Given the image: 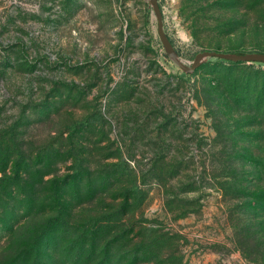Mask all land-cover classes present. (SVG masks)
Listing matches in <instances>:
<instances>
[{"label":"rangeland","instance_id":"1","mask_svg":"<svg viewBox=\"0 0 264 264\" xmlns=\"http://www.w3.org/2000/svg\"><path fill=\"white\" fill-rule=\"evenodd\" d=\"M188 63L264 51V0H157ZM0 264H264V64L165 54L147 0H0Z\"/></svg>","mask_w":264,"mask_h":264},{"label":"water","instance_id":"2","mask_svg":"<svg viewBox=\"0 0 264 264\" xmlns=\"http://www.w3.org/2000/svg\"><path fill=\"white\" fill-rule=\"evenodd\" d=\"M151 11L154 15L156 22V32L158 35V39L161 43V46L166 54V56L173 61L182 71L191 72L193 71L199 64L206 61L211 57H218L230 61H258L264 62V51H256V50H245V51H221L215 49H203L194 53L190 62L186 63L182 61L177 52L172 45L170 39L165 33L162 25V15L161 10L158 5L157 0H147Z\"/></svg>","mask_w":264,"mask_h":264},{"label":"trees","instance_id":"3","mask_svg":"<svg viewBox=\"0 0 264 264\" xmlns=\"http://www.w3.org/2000/svg\"><path fill=\"white\" fill-rule=\"evenodd\" d=\"M237 52H240V51H237ZM211 58H213V59H215L217 61H224V62H228V63H236V62H239V61H230V60H226V59H222V58H218V57H211ZM211 58H209V59H211ZM209 59H207V60H209ZM249 62H254V61H249ZM263 64H264V62H263Z\"/></svg>","mask_w":264,"mask_h":264}]
</instances>
